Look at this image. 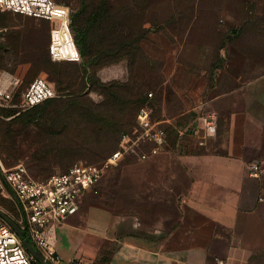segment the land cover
I'll list each match as a JSON object with an SVG mask.
<instances>
[{
  "label": "rangeland",
  "instance_id": "rangeland-1",
  "mask_svg": "<svg viewBox=\"0 0 264 264\" xmlns=\"http://www.w3.org/2000/svg\"><path fill=\"white\" fill-rule=\"evenodd\" d=\"M57 1L71 9L74 37L87 52L80 60H50V21L0 11V68L24 75L26 83L43 76L58 90L50 102L0 111V167L24 163L35 180L74 163L104 164L118 149L121 132L134 128L138 106L151 91L155 118L177 139L217 95L240 91L264 72V0ZM235 99L233 93L227 103ZM58 109L55 124H40V117ZM26 113L33 117L29 125ZM12 128L16 141L10 143ZM120 163L87 191L92 203L113 208ZM0 207L15 221L21 216L17 201L0 197ZM98 242L93 252L61 258L97 264L112 247L108 239Z\"/></svg>",
  "mask_w": 264,
  "mask_h": 264
},
{
  "label": "crops",
  "instance_id": "crops-1",
  "mask_svg": "<svg viewBox=\"0 0 264 264\" xmlns=\"http://www.w3.org/2000/svg\"><path fill=\"white\" fill-rule=\"evenodd\" d=\"M209 113L217 134L202 144ZM87 191L57 226V251L68 259L108 239L105 264H264V72L217 95L159 153L121 160L113 208Z\"/></svg>",
  "mask_w": 264,
  "mask_h": 264
},
{
  "label": "built area",
  "instance_id": "built-area-1",
  "mask_svg": "<svg viewBox=\"0 0 264 264\" xmlns=\"http://www.w3.org/2000/svg\"><path fill=\"white\" fill-rule=\"evenodd\" d=\"M2 12H17L51 22L50 57L53 61L80 60L79 45L71 26L69 5L57 0H0ZM57 95L55 88L43 76H37L23 86V75L0 68V111L5 107L31 108ZM153 96V92H149ZM152 105H143L130 132L122 135L120 145L104 163H76L65 172H55L44 179L30 177L27 165L0 167V197L12 196L18 202L21 216L17 223L25 238L44 250L55 264H89L83 257L63 260L57 251V226L80 209L79 196L94 187L113 163L134 155L146 159L159 153L168 140V132L155 116ZM217 115L203 118L200 142L217 134ZM180 131V135L183 134ZM261 165L253 163L251 174L259 176ZM34 257L12 223L0 214V264H34ZM224 264L225 261L219 259Z\"/></svg>",
  "mask_w": 264,
  "mask_h": 264
},
{
  "label": "trees",
  "instance_id": "trees-1",
  "mask_svg": "<svg viewBox=\"0 0 264 264\" xmlns=\"http://www.w3.org/2000/svg\"><path fill=\"white\" fill-rule=\"evenodd\" d=\"M1 11V10H0ZM49 46H50V42H49ZM48 46V50H49V58H50V60H51V57H50V47ZM79 49H80V53H81V56L83 55V57L84 56H87V52L85 51V50H83V49H81L80 47H79ZM67 61H76V60H67ZM54 62H56V61H54ZM10 70V69H9ZM12 71V70H11ZM35 78V77H34ZM34 78H32V79H30V81H32ZM29 81V82H30ZM28 82V83H29ZM48 82L55 88V90H56V92H57V95H58V90H57V88L52 84V82H50L49 80H48ZM27 83H26V80H25V76L23 75V86L24 85H26ZM99 84L101 85V86H104V87H106V88H110V86L112 85V83H105V82H99ZM152 92V91H151ZM56 95V96H57ZM56 96H54V97H51V98H49V99H47V100H45V101H43V102H41V103H39V104H37V105H35V106H33V107H36V106H38V105H40V104H42V103H44V102H50V101H52V100H54V98L56 97ZM153 96H154V92H153ZM153 96L152 97H150V96H147V98H146V100H143L141 103H140V105L138 106V109H137V113H138V111H139V109L143 106V105H146V104H150V105H152L153 106V103H152V99H153ZM68 102H64V104H67ZM32 108V107H31ZM62 108H64V106L62 107ZM93 109L94 108H90L89 110H92L93 111ZM63 109H58L55 113H54V115L53 114H51V111H49L48 113H45L44 115H43V117H40L38 120H40L41 119V121H40V124L41 125H44V126H46L47 124H55V119H56V116H57V114H59V112L60 111H62ZM85 111V108L84 107H82L80 110H79V112H84ZM137 113H136V121H137ZM22 117H25V118H23V119H25L27 122H28V125H29V123L31 122V120L33 119V117L32 116H29V114L28 113H26V114H24V115H22ZM50 117H51V120H50ZM97 123V125L96 126H99V127H102L103 125H104V123H102L101 125H99V123L98 122H96ZM22 124V127L23 128H27L28 127V125L27 124H25V123H21ZM92 127H94V125H91ZM135 126V125H134ZM65 130H62V132H64ZM130 131H132L131 129H129V130H123L122 132H121V135H120V139H121V137H122V135L124 134V133H126V132H130ZM66 132V131H65ZM13 133H14V128H12V129H8L7 130V135L8 136H10V137H13ZM169 135V134H168ZM174 140H176V139H174ZM16 141V139H14V137H13V139H12V141L10 142V143H13V142H15ZM77 141V140H76ZM76 141L74 140V139H71V138H68V143H71V144H75L76 145ZM66 143V142H65ZM77 144H78V141H77ZM83 145V144H82ZM0 151H1V149H0ZM74 164H76V163H74ZM74 164H72L71 166H73ZM96 165H100V164H96ZM70 166V167H71ZM69 167V168H70ZM69 168L67 169V170H65V171H68L69 170ZM65 171H63V172H65ZM52 174V173H51ZM28 240H30V239H28ZM109 257L107 256V257H104V258H102L101 260H98L97 261V264H105L106 263V261H107V259H108ZM34 264H38V262H39V259H34ZM39 264H41V263H39Z\"/></svg>",
  "mask_w": 264,
  "mask_h": 264
},
{
  "label": "water",
  "instance_id": "water-1",
  "mask_svg": "<svg viewBox=\"0 0 264 264\" xmlns=\"http://www.w3.org/2000/svg\"><path fill=\"white\" fill-rule=\"evenodd\" d=\"M0 214L12 223L17 233L23 238L24 243L26 244L29 251L32 253V255L35 258L39 259L41 264H55L50 259H48L41 250L33 247L32 242L23 236L21 228L19 227L18 223L14 219L10 218L5 212L1 210H0Z\"/></svg>",
  "mask_w": 264,
  "mask_h": 264
}]
</instances>
